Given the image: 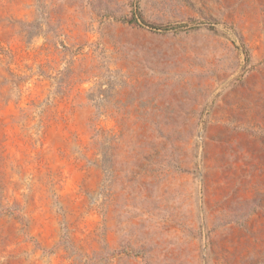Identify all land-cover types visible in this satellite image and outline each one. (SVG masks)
<instances>
[{
	"label": "rangeland",
	"instance_id": "1",
	"mask_svg": "<svg viewBox=\"0 0 264 264\" xmlns=\"http://www.w3.org/2000/svg\"><path fill=\"white\" fill-rule=\"evenodd\" d=\"M0 264H264V0H0Z\"/></svg>",
	"mask_w": 264,
	"mask_h": 264
},
{
	"label": "trees",
	"instance_id": "2",
	"mask_svg": "<svg viewBox=\"0 0 264 264\" xmlns=\"http://www.w3.org/2000/svg\"><path fill=\"white\" fill-rule=\"evenodd\" d=\"M126 23H129V24H137L136 23V19L133 17V18H131L129 21H127ZM139 26V25H138ZM144 28H147L148 30H150V31H155V30H157V29H155V28H152V27H147V26H145V25H142Z\"/></svg>",
	"mask_w": 264,
	"mask_h": 264
}]
</instances>
